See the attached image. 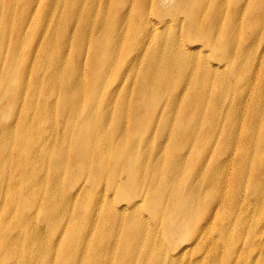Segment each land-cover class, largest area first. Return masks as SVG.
<instances>
[{"label":"bare ground","instance_id":"6f19581e","mask_svg":"<svg viewBox=\"0 0 264 264\" xmlns=\"http://www.w3.org/2000/svg\"><path fill=\"white\" fill-rule=\"evenodd\" d=\"M37 1L30 4L34 12ZM1 3L4 26H12V15L17 13L16 28L26 23L24 8L16 12L14 5ZM91 8L96 20L92 27L70 19L61 35L57 34L58 23L47 35L51 25L46 24L42 36L46 50L55 47L60 52L46 59L44 68H35L37 41L18 63L22 72L14 71L15 64H5L7 59L0 57L1 85L2 81L8 87L27 79L32 94L42 86L50 89L42 106L50 110L54 122L61 118L59 125L66 128L61 140L69 137L70 121L72 126L99 121L98 129L89 126L86 131L93 139L86 142L90 147L96 145L98 154L84 150V133L83 139L75 142L80 144L78 151L71 156L74 160L84 158L83 163L71 164L68 170L64 157L50 147L52 138L43 124L47 118H43L42 107H32L28 101L34 115L27 122L21 120L25 115L15 120L22 129L32 127L35 136L16 138L10 127L0 129L2 199H7L10 189H19L18 195L10 194L9 201L23 219L14 225L0 222V264L46 262L34 248L36 232L51 235L53 240L48 242L54 252L62 239L52 264H176L181 257L187 258V264H197L188 253H216L219 244L225 252L222 264H264V161L254 152L256 146L261 147L259 143L264 145V126L258 124L264 118V81L251 79L249 65L251 58H258L263 60L264 70V45L260 43L264 34L240 22L245 14L264 20V0H92ZM48 13L40 16L39 22H45ZM167 27L166 35L159 32ZM5 31L6 40L11 31ZM249 33L261 38L249 41ZM194 42L201 45L193 46ZM210 58L217 62L214 66ZM7 65L11 72L2 75ZM27 65L32 69H26ZM100 66L107 70L103 79ZM95 93L105 94V101L99 100L94 108L80 103ZM19 96L17 93L11 99ZM3 97L0 92V101ZM219 117L228 120L227 126L219 124ZM141 120L144 123L139 125ZM55 124L59 127L58 121ZM38 132L41 139L36 143ZM222 133L225 143L236 148L233 186L226 162L218 161L213 152L201 156L199 148L203 135L222 139ZM137 135H142L140 145L134 141ZM156 138L160 144L147 143ZM12 144L43 159L44 167L33 178L39 194L45 184L37 214L27 212L30 207L24 206L31 205L26 198L30 190L16 179L10 184L2 181L4 160L17 164L20 172L16 178L34 171L29 167L32 160L18 149L11 150ZM245 155L250 156L254 170L241 163ZM91 156L98 159L96 168ZM190 162L201 166L186 182L182 171ZM68 172H80L81 181L72 184L70 178L64 180ZM108 184L112 191L109 198ZM50 186L59 195L51 193ZM247 189L251 202L234 195ZM104 204L106 210L99 212ZM59 211L68 213V230L58 225ZM35 216L37 222L32 223L41 224L33 226L36 231L27 228ZM107 228L110 234L105 232ZM91 233H96L95 243L84 238ZM23 240L25 247H17ZM105 251L110 256L107 262ZM36 256L40 263L35 262Z\"/></svg>","mask_w":264,"mask_h":264},{"label":"rangeland","instance_id":"374dc122","mask_svg":"<svg viewBox=\"0 0 264 264\" xmlns=\"http://www.w3.org/2000/svg\"><path fill=\"white\" fill-rule=\"evenodd\" d=\"M4 1L10 5H14L16 12H18L20 8L25 9V13H24L25 19H26L25 24H21L18 27V29L16 28L17 15H18L17 13V14L12 15L15 17L10 23L12 26H4V17L6 15L2 13V3L0 0V57L2 55V57L7 59L5 64L7 63L15 64L13 66L14 71L22 72L23 68L22 66H19L18 63L19 61L25 59L26 55L30 52V49L34 46L36 41H37L38 60L35 65V68H38V67L44 68V65L47 64V61H45L46 59H48L52 54L59 55L60 50L58 52L57 48L55 47L48 48L46 50V42H45L46 39L42 40V36L44 32L46 31L44 30L46 28V24L51 25V29L46 33L47 35L54 29V26L57 23L59 26L57 34L61 35L65 29L64 27L65 23L69 21L70 19L73 20L74 23H76L77 21H85L88 27H92L94 24H96L95 14H94L95 11H94V8H91L92 0H38L36 2L38 5L37 12H34V9H30V4L32 0H4ZM121 2H124V0H121ZM228 5L230 9H232L233 1L228 3ZM125 8H126V5H125ZM46 12H49V13H48V16L45 22H39L41 18L40 16H43L44 14H46ZM90 16L93 17V20L89 19ZM240 22L243 25H247L250 28L257 30L259 34H264V20H257L256 18L245 14ZM260 25L263 26L262 29H259ZM133 27L134 26H130V30L133 29ZM5 30L11 31V35L6 40H5V36L7 32ZM159 32L166 35L167 32L169 33V27L165 28V30L160 29ZM18 34L21 37L18 38L17 37ZM251 38L254 39V38H261V37H259L257 33L247 34V40L251 41ZM2 40L3 42L1 43ZM183 42L188 43L186 41H183ZM194 43H193V46H196V44L201 45L198 42H194ZM260 43L261 45H264V38L260 41ZM188 44L191 45V42H189ZM4 48H5V51L3 50ZM84 49L85 47H83V50ZM45 50H46V53L43 55V52ZM71 61H72V56L68 58V62H71ZM239 61H240V66H241L242 58H240ZM262 61L261 59H258V58L256 60H254L253 58L250 59V63H249L250 77L252 80H255L257 78V80H260L261 82L264 81V76H263L264 70H263ZM209 62H210V65L212 66H214L215 63H217L213 58H210ZM26 69L31 70L32 66L29 67V65H27ZM99 69L102 70L103 67L100 66ZM106 71L107 70L104 69L100 72L101 79H103L106 76ZM10 72H11V67L7 65L2 70L1 74L4 75ZM116 79H118V77H116ZM185 81H187V79ZM184 85H185V82L182 81V87ZM29 86H30V81H28L27 79L24 80L23 82H11V85H9L8 87H6L4 81H2V85L0 84V92H3L4 97H3V100L0 101V129L4 130V129H7V127H10L11 131L14 132V135L16 138H18L20 135H23L24 137H30V138L35 136V130H33L32 127L22 129L19 123L15 124V120L19 118L20 115H25V116H21V120L24 122H27L28 118H31L34 115L35 112L32 110L31 105L27 107L29 105L28 101H30L32 103V107L34 106V104H36L37 107L43 108V111H44L43 118L44 119L47 118L46 120L43 121V124L45 125L47 129L50 130L49 133H51V138H52L50 147H52L51 149L54 150V152L59 153L62 158L64 157V165L67 167V170H68V166L70 168L71 164L78 163V165H80L81 163H83L84 158H77L74 160L71 158V156H74L75 154L74 150L78 151V147L80 146V144H77L75 142L79 141L80 138L83 139L84 133L86 134V138L84 140L86 143V147L84 149V146H83V149L92 150L93 153L98 154L97 146L94 144H91V147H90L89 146L90 144L87 143L89 142V140H91L90 139L91 134H88L89 132H86V131L88 130L89 126H90V129H91V126L94 127L95 129H98L99 121L95 119L90 123L91 119H83L84 121L90 124L82 123V124H76L74 126L71 125V121H70V126L68 127L66 126L69 137L67 140H61L60 134L66 130V128L62 127V125H59L61 124L60 122L61 118L57 117L55 119V122L58 121V125H59L58 127L51 118L53 116H51V114L48 113L50 110L44 109V107L42 106V103L45 101V99L49 95L50 89H47L46 86H42L39 88V90L36 93L32 94L29 90ZM17 93L20 94V96L18 97V100L17 99L12 100L11 98L14 97L15 94ZM228 95L230 96V90H228ZM87 96L88 95L83 97L80 100L81 101L80 103L82 105L84 103L86 106L93 105V108L99 102V100L102 103L106 99L105 94L103 95L101 94L100 96L99 93H95V95L92 97H87ZM125 96L126 98H128L127 94ZM117 103L118 101L115 102V105H117ZM21 107H27V108L22 110ZM37 107H35V110ZM27 109H29V111ZM57 109L58 110L60 109L59 105ZM217 115H219V112H217ZM218 122L219 124L223 126H227L228 120H225L219 117ZM143 123L144 122L141 120L139 125ZM114 124L115 123L113 121L112 125ZM258 124L260 128H262L264 126V118L259 120ZM3 132L4 131H1V135H3ZM46 132H48V130H46ZM142 135L141 136L137 135V137L134 139V141L138 145H140L143 141ZM133 136L134 135H132L131 138H133ZM203 138L204 139L199 142V148L202 150L201 156H206V155L211 154V152H213V155L218 156L216 158L218 161L224 160V162H226L225 168H226V173L228 174V178L230 179V183L232 186L236 185V182L233 180L234 164L236 162L234 150L236 148L234 146H231V144L225 143L224 140H226V138H225L224 133H222L221 135L222 139L209 138L207 135H203ZM40 139H41V134H39L38 132L36 137L34 138V142L36 143L40 142ZM91 141H93V139ZM124 142L126 143V139ZM147 143L149 145L152 144L153 146L160 144L157 138H156V141L150 139L148 140ZM41 145H39V147ZM259 145L261 147H257V146L255 147V150H254L255 156L258 159L260 158V156H262L263 158L262 160L264 161V145L262 143H259ZM11 146H12L11 150H14L15 152V150L18 149L21 151V153L24 155L25 158H27L28 160H32V164H30L29 167H31L34 171L33 173H29L25 175L21 174L22 176H20L19 178H16L15 176L17 175L18 172H20V170L17 169V164L11 159H8L7 161L4 160L3 162L6 165V167H5L3 176H2V181L4 184L5 183L10 184L11 181H13V179H16L18 183H20L21 186H25V188H27L26 190H30V191H26V198L31 202V205L28 202V203H25L24 206L26 208L30 207V210L27 212H30L31 214H34V213L37 214L39 213V207H40L41 199H42L43 192L45 189V184L41 186L42 192L39 194L38 190L35 189L37 186L33 184V178L35 177L36 173L44 167V164L42 161L43 159L42 157L37 156V153L31 154L29 152V154H27L24 151V149L20 146H17L15 144H12ZM142 146H146V143L143 144ZM139 154L142 155L141 152ZM226 154L227 156L224 157ZM90 161L93 163L94 167L96 168L97 162H98L97 157L91 156ZM241 163L245 165L247 169L252 168L254 170L255 166H252L250 156L248 155L243 156ZM86 165L87 163L84 164V166ZM200 166L201 165L198 162H196L195 164L190 162L189 165L186 168H184L182 171V174L184 175L183 177L184 181L190 182L192 178L194 177V175L198 172L199 170L198 167ZM60 169L63 171V166H60ZM68 173H69L68 176H66L64 180H66L67 178H70L72 181V184H77L81 181V177H79L80 172H77V174H74V173L71 174V172H68ZM58 184L61 189L60 183ZM60 189H59V192H60ZM49 191L51 193H55L56 196L59 195L57 190L56 191L51 190V186L49 187ZM18 192H19V189L17 191H13L12 189H10V191L7 193V199L4 200L2 199L3 194H4V188L0 187V222H3V224L9 223L11 225H14L17 219H22V217L14 209V206L9 201L10 194L18 195ZM111 194H112V191L110 190V185L108 184V191H107L108 198ZM234 195H238L241 198H246L250 202L253 200L250 196V192L248 189L246 191H239L238 193H234ZM16 200L18 201L17 197H16ZM79 200H80V197L73 200V202L75 203ZM248 207L252 209L251 205ZM9 208L12 210V212L9 210ZM60 210H62V207L60 208ZM104 210H106V204L101 206L99 212H104ZM142 214L144 217L147 216V214L144 212H142ZM38 216L39 218L43 219L41 215L38 214ZM58 217H61L60 218L61 221L58 223L60 229L68 230L71 226V223L70 222L68 223L69 221L68 213L66 215H63L61 211H59ZM34 220L37 222L36 216L31 220V223ZM34 225L37 226V228H39V225L41 224L32 223V226L27 227V228L30 230H35V228L33 227ZM105 232H108V234H110L111 229L107 228ZM36 233L38 236V242L36 245H34V248L35 250L42 252L44 257L46 258V262L40 263L39 258L37 256L35 257V262H39L40 264H52L55 261V258H56V255H57L62 239H60L58 242V248L56 249L57 252H54L52 251L53 248L50 247L49 242H48V239L53 240L51 238V235L48 233L46 236L42 232H36ZM95 234L96 233L84 235V238L89 243H95V240H96ZM184 245H186V243ZM219 246L220 247L217 250L218 252L216 253H208V252L203 251L199 253H196V252L188 253L187 255L188 257L191 258L192 261L195 260L197 264H222V260L225 257V252L222 250L220 244ZM17 247H20V248L25 247L24 240L21 243H18ZM16 257L17 256H15V258ZM109 258L110 256L107 255V252L105 251V256L103 257V259H105L107 262V259ZM60 263L61 262H58V261L56 262V264H60ZM235 263L236 262L234 261L231 264H235ZM176 264H187V258L181 257V259L178 262H176Z\"/></svg>","mask_w":264,"mask_h":264}]
</instances>
